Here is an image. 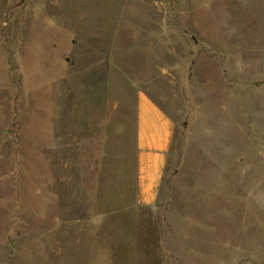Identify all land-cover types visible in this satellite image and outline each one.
Segmentation results:
<instances>
[{"label": "rangeland", "instance_id": "rangeland-1", "mask_svg": "<svg viewBox=\"0 0 264 264\" xmlns=\"http://www.w3.org/2000/svg\"><path fill=\"white\" fill-rule=\"evenodd\" d=\"M176 121L134 202V99ZM0 264H264V0H0Z\"/></svg>", "mask_w": 264, "mask_h": 264}, {"label": "crops", "instance_id": "crops-1", "mask_svg": "<svg viewBox=\"0 0 264 264\" xmlns=\"http://www.w3.org/2000/svg\"><path fill=\"white\" fill-rule=\"evenodd\" d=\"M147 85L138 86L134 99V202L157 203L165 176L176 121L154 99Z\"/></svg>", "mask_w": 264, "mask_h": 264}]
</instances>
